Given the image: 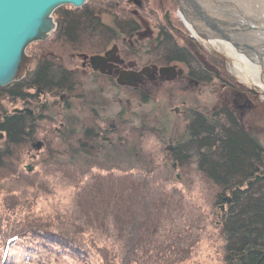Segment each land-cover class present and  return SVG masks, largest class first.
Masks as SVG:
<instances>
[{
	"label": "trees",
	"instance_id": "obj_1",
	"mask_svg": "<svg viewBox=\"0 0 264 264\" xmlns=\"http://www.w3.org/2000/svg\"><path fill=\"white\" fill-rule=\"evenodd\" d=\"M90 1L94 0H87L80 8L66 5L54 11V15L58 14L56 28L50 34L54 44L70 47L71 53L95 51L135 26L124 9L117 10L118 3H108L110 8L105 9L99 0L94 4ZM103 9L110 15L111 25L99 18ZM155 54L166 59H183L189 63V68L196 69L195 74L191 73L198 79L206 75V67L198 65L196 58L175 45L168 35ZM217 64L220 66L219 62ZM51 65L44 61L21 80L0 87V99L6 98L9 103L20 99L27 102L33 97L29 91L33 84L54 95L64 88L73 89L76 76ZM36 121L37 117L28 112H0V133L3 135L0 145V264H16L13 260L22 239L28 247L38 243L48 253L55 251L86 263L94 254L100 258L99 264H120L123 259V264H181L192 256L184 247L190 248L196 239L189 241L188 237L184 242L181 237L184 232L189 235L186 231H190V225L181 226L178 221L181 227H177L175 220L182 215L185 222H190L188 215L193 204L175 187L169 189L162 185L170 181L169 178L160 180L153 166L144 173L83 171L82 162L75 157L80 153L91 155L97 149L92 128L82 132L69 127L70 152L66 166L70 169L59 165L51 170L64 174L65 180L60 181L62 188L67 181L72 192L70 202L62 209L53 204L47 210L37 211L34 193L25 190L34 192L43 175L36 179L19 170V150L34 137ZM117 128L124 132L123 139H133L135 143L141 141L142 144L150 137L157 139L160 144L156 146L159 149L156 153L150 155L137 148L145 161L160 154L167 166L174 162L181 175L193 173L199 182H206L215 190L212 192L214 205H224L218 224L214 225L215 235L222 244L224 264H264V147L235 110L224 105L209 114L190 110L185 135L169 137L168 142L165 134L144 123L128 127L121 122ZM167 144H173L172 151L165 149ZM87 172L89 176L84 182L82 176ZM7 181L27 189L20 191V186L18 189L10 187L5 184ZM57 182L51 181L48 186L61 187ZM42 190L50 192L47 188ZM170 223L175 226L170 228ZM28 247V256L35 254L37 250L28 251ZM17 253L22 255L20 251Z\"/></svg>",
	"mask_w": 264,
	"mask_h": 264
},
{
	"label": "rangeland",
	"instance_id": "obj_2",
	"mask_svg": "<svg viewBox=\"0 0 264 264\" xmlns=\"http://www.w3.org/2000/svg\"><path fill=\"white\" fill-rule=\"evenodd\" d=\"M99 0L100 3L105 5V9H109L108 3L116 2L118 3L117 10L124 9L126 11L127 17L129 15L130 8L140 7L142 1V5L145 8L144 17L154 16L159 9H161L162 15L165 17L163 21L169 20L167 16V12L163 7L162 2L165 3V0ZM231 1L235 0H223V3L227 2V5H232ZM92 4L94 1H90ZM172 3V2H171ZM167 1L166 7L172 8L173 13L175 15L172 17L173 23L179 29L180 36L185 40L187 38H191L193 40L194 50L190 49L186 44L182 47L196 57L195 61L201 66L208 67L210 71H214L221 78L219 81L217 78L212 80L211 75L207 74L203 76L202 79H199L201 82L195 87L194 85H188L187 81L183 78L174 80L172 82L171 89H167L166 91L162 90V86L158 84L149 85L147 91H151V97L149 96L150 101L143 103V101L136 100H127L125 97L118 95L116 97V107L115 109H124L127 108V114L130 112V119L128 123L125 125L130 126H138L141 123L151 125L154 129L162 132L167 136V142L169 137H177L175 135L183 136L185 135L186 124H187V116L190 110H198L200 112H204L209 114L213 109L220 107L222 104L227 106L228 108H232L235 110L232 103V94H236L240 99V103L242 104L241 110H235L236 115L241 119V121L247 123V126L250 130V133L258 140V142L264 147V90H259L258 88L245 89L244 85L237 83L236 78L234 79L228 72V62L227 60L217 51L214 50L210 46L209 43L203 42L199 36H193L189 30L183 25L182 19L176 9L175 4H172ZM243 5L258 6L264 4V0H249V3L241 2ZM121 5V6H119ZM226 5V6H227ZM90 7V6H89ZM228 8V6H227ZM112 9V8H111ZM256 9V8H255ZM143 12V10H142ZM148 12V14H147ZM264 14V13H263ZM58 14L54 15L53 19L56 23ZM99 18L108 24L111 25L110 15L107 11H103L99 13ZM132 19V18H131ZM150 19V18H149ZM156 22V20H151L150 23ZM159 22V20H157ZM57 25V23H56ZM162 25V24H161ZM167 25L163 23V28ZM170 31L172 30L168 27ZM174 34H177L174 31H171ZM53 34V33H52ZM49 36L43 43H32L26 49V54L31 56H35L36 54H48V51L53 47L54 50L57 49L58 52L64 53V55H68L71 53V48L64 44H54V40L50 39ZM187 37V38H186ZM203 39V38H202ZM180 44V45H181ZM32 47L28 49L30 46ZM67 50L66 52L63 50ZM196 53V55H195ZM32 62V61H31ZM28 67V72H31L34 69V62ZM220 63V66L217 64ZM203 64V65H202ZM227 69V70H226ZM229 71V70H228ZM25 74V75H26ZM230 78V79H229ZM11 84V83H10ZM174 84V85H173ZM5 87V86H4ZM186 91V92H184ZM236 92V93H235ZM80 95V92H77ZM148 99V100H149ZM1 100V99H0ZM184 103L181 104V103ZM23 102L16 100V103H9L6 98L0 101V112H11L14 107L19 106ZM74 110L71 112L72 122L69 124V127H75L80 131H85L87 128H91V124L83 125L82 116L80 119L76 117V110H78V101L74 99L73 103ZM181 105V106H180ZM184 106V107H183ZM176 109H178L176 111ZM180 109V110H179ZM75 113V115H74ZM125 114V116L127 115ZM120 120L119 123H121ZM85 127V128H84ZM48 124L41 123L36 130L35 136L33 140H42L44 141L43 153L38 155L35 159L31 160V158L27 155L26 151L29 149V144H26L19 150V170L22 173H26V175H33L34 178L42 176L39 180V184L34 187V192L31 190H25L34 193V202L36 204L35 209L37 211L47 210L50 205L55 204L56 208L62 209L65 204H68L71 200V190L67 185V181L65 183V188H62V182L60 179H64L63 173L51 171L55 166L62 165L66 167V169H70L66 166L68 162L69 155V145L70 139L67 138V134H69V130L65 133L58 132L56 128H52L51 132H49ZM125 135L124 133L122 134ZM3 140H0V145ZM133 139H123L122 136L116 137V142H114L111 147H97L95 151H92L91 155H83L82 153L76 154L75 159L82 162L80 165L83 168V171L91 170L92 172H97L100 174H104L105 172L112 171L114 173H119L123 171L133 172V173H144V171L149 170L152 166L155 169L154 173L160 178V180H164L169 178L170 181L163 182L167 188L175 187L179 190L183 197L189 200L193 205L191 206L192 212L188 215L189 221L184 220L182 215L180 218L175 220V225L178 227V221H180L181 226L190 225V231H186L189 235H182V240L185 242L188 237H190L189 241H192V246L188 248V245L184 247L187 253L191 251L192 254L189 259L181 264H224L222 260V244L218 240V237L215 235L214 225L218 224L217 220L219 218L220 210H224V205H214V189L211 188L210 184L206 182H199L198 179L193 176V173H188L185 176L181 175L178 168H176V163H170L167 166L166 162L162 159L161 155L154 154V157H150L149 161H145L138 152V149L144 151L147 154L156 153L157 147L159 144L157 139L154 137H150L148 139H144L143 143ZM169 145L173 146V144L165 145V149L169 147ZM141 147V148H140ZM138 148V149H137ZM159 150V149H158ZM166 157V156H165ZM55 162V163H54ZM155 162V164H154ZM24 164L30 165L32 169L28 171ZM29 166V167H30ZM162 166V168H160ZM178 166V165H177ZM171 168L170 171L168 169ZM82 170V169H80ZM108 170V171H106ZM37 175H34V173ZM53 172V173H52ZM88 173L82 176L83 181L85 182L88 179ZM37 176V177H36ZM58 177V180L57 178ZM65 180V179H64ZM82 180V179H81ZM51 181L54 183H61V187L54 185V187H49L51 185ZM80 179H78V182ZM14 182V181H13ZM5 184L10 185V187L19 188L20 184L16 185L11 184V182L7 181ZM164 187V186H163ZM39 188V189H37ZM44 188L50 190V192H44ZM27 189L24 186H20V191ZM55 189L54 191H51ZM212 189V190H211ZM213 192V193H212ZM33 200V199H31ZM48 203V204H47ZM223 206V208H221ZM65 208V207H64ZM173 223H170L169 226L172 228L175 226ZM180 226V227H181ZM29 240L28 237H25ZM0 237V242H1ZM33 242V241H32ZM34 243V242H33ZM36 243V242H35ZM20 244V248L15 252L14 262L16 264H99L100 258L97 255H93L90 257V260L86 262H79L78 260L68 258L62 253L56 254L55 251L48 253L45 249H42L41 246L37 243V245H33L28 247L25 241L22 239L18 242ZM28 251L37 250L34 253H31L28 256ZM188 248V249H187ZM21 252L22 255H19L17 252ZM119 254V251H115ZM98 253V252H97ZM123 256V254H122ZM23 257H28V259H24ZM117 261V260H116ZM124 263V259L120 261V264Z\"/></svg>",
	"mask_w": 264,
	"mask_h": 264
},
{
	"label": "flooded vegetation",
	"instance_id": "obj_3",
	"mask_svg": "<svg viewBox=\"0 0 264 264\" xmlns=\"http://www.w3.org/2000/svg\"><path fill=\"white\" fill-rule=\"evenodd\" d=\"M167 1L172 2L171 6L175 4L177 12L178 6L175 0L162 2L169 20L163 21L165 15H162L161 9L156 12V15H149L145 18L143 13L144 10L146 11V7L144 8L141 5L140 7L130 8L128 17L134 20L135 26L127 30L122 36L111 39L108 44L95 51H76L64 55V53L58 52L57 49L54 50L53 46L48 51V54L32 56L31 64L34 62L32 71H36L38 66L44 61L49 65L59 66L76 76V90H74L75 86L73 89L64 88L61 91H57V94L54 95L51 91L44 90L33 84L29 87L30 94L33 96L31 100L24 102L20 99L19 101L24 103L19 104L12 110L18 113L31 110L28 113L37 117V128L41 122L48 124L47 130L49 132H51L52 128H56L58 132L65 133L69 130V124L72 122L73 114L71 112L74 110L72 103L76 99L79 105L78 110H76V117L80 119L82 116L83 125L85 121H87V124H91L90 127L94 133L93 143L97 147H111L116 142V137L122 136L124 133L117 128L120 120H122L123 124H126L130 119V112L127 114V108L115 109L118 95L125 97L127 100L133 101V98H135L146 103L150 101L149 96L151 97V91H147L149 85L158 84L163 87V91H166L168 88L175 89V87H171L172 82L183 78L186 81L188 80V85L197 87L201 81L194 75L196 69L194 67L189 68V63L181 58L166 59L164 56L157 57L155 54L158 45L165 39L166 35L178 47H182L181 42L192 50L195 47L191 38L186 37L188 40H185L180 36L179 29L171 20L175 16L172 15L173 9L167 8L165 5ZM149 18L156 20V22L150 23ZM180 20L185 25L183 20ZM163 23L167 26L162 29ZM105 24L110 25L108 23ZM168 27L172 29L171 31L178 33V35L172 33ZM64 51L66 52L67 50L65 49ZM91 56L98 57L91 60ZM192 64L190 62V65ZM203 69H205V66ZM207 74L211 75L212 80L214 78L221 80L220 76L214 71L211 72L210 69L206 70ZM166 84H169L167 89ZM77 92H80V95ZM232 103L235 110L242 109L237 93L232 94ZM181 104L184 105L183 102ZM18 110L22 111L19 112ZM125 114L127 115L125 116ZM33 138L27 143L29 144V149L26 151L31 160L43 153L44 147V141H34ZM0 140H3L1 133ZM172 150L173 146H171ZM27 166L30 165L24 164L25 168Z\"/></svg>",
	"mask_w": 264,
	"mask_h": 264
},
{
	"label": "water",
	"instance_id": "obj_4",
	"mask_svg": "<svg viewBox=\"0 0 264 264\" xmlns=\"http://www.w3.org/2000/svg\"><path fill=\"white\" fill-rule=\"evenodd\" d=\"M87 0H0V87L21 80L30 65L27 47L45 41L56 28L53 12L61 6L82 7ZM217 9L228 10L223 0H209ZM216 1V2H215ZM178 14L200 39L229 40L235 28L203 13L197 0H175ZM225 4L223 6H217ZM228 8H227V6ZM235 29V30H234ZM233 41V40H232ZM237 44V43H236ZM98 56H91V60ZM27 110V109H26ZM21 112L22 110H18ZM31 112V110H28ZM171 150V146L168 148ZM28 171L31 167L27 166ZM229 200L228 197L225 198ZM223 208V206H221Z\"/></svg>",
	"mask_w": 264,
	"mask_h": 264
},
{
	"label": "bare ground",
	"instance_id": "obj_5",
	"mask_svg": "<svg viewBox=\"0 0 264 264\" xmlns=\"http://www.w3.org/2000/svg\"><path fill=\"white\" fill-rule=\"evenodd\" d=\"M203 13L234 27L231 39H201L209 43L228 62L227 68L236 80L251 89L264 90V4L249 5V0L231 1L230 9H217L209 0H197ZM241 2L249 3L247 6ZM219 4L217 6H223ZM256 8V9H255ZM190 33L195 34L190 25L183 20ZM237 43V44H236Z\"/></svg>",
	"mask_w": 264,
	"mask_h": 264
}]
</instances>
